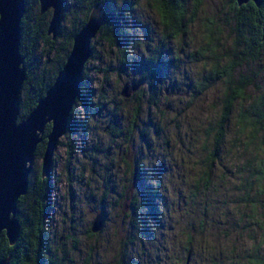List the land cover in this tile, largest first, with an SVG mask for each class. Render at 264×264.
Returning <instances> with one entry per match:
<instances>
[{
    "label": "clouds",
    "instance_id": "clouds-1",
    "mask_svg": "<svg viewBox=\"0 0 264 264\" xmlns=\"http://www.w3.org/2000/svg\"><path fill=\"white\" fill-rule=\"evenodd\" d=\"M44 3L27 0L19 67L33 52L48 79L59 73L54 85L106 4L120 29L103 22L88 39L69 113L79 127L57 134L49 120L36 130L26 191L8 216L18 236L21 215L33 222L42 186L45 264H264V14L255 0H66L56 48L43 34L26 49L23 18H56L55 3L46 11ZM242 8L250 35L239 30ZM69 40L75 47H62ZM161 60L171 64L163 79L135 70ZM42 98L25 79L17 125ZM25 255L33 256L27 242Z\"/></svg>",
    "mask_w": 264,
    "mask_h": 264
},
{
    "label": "water",
    "instance_id": "water-1",
    "mask_svg": "<svg viewBox=\"0 0 264 264\" xmlns=\"http://www.w3.org/2000/svg\"><path fill=\"white\" fill-rule=\"evenodd\" d=\"M65 2L66 0H45L44 3L45 11L50 3H55L57 7L56 18L53 24H49V34L54 38V32L59 34V22L63 18ZM239 2L243 5L246 0ZM261 2L262 0H255L258 6ZM26 10V0H0V12L3 13V21L0 22V229L9 227L11 232L0 231V236L5 233L12 245L17 243L16 238H20L19 225L18 221L9 220L8 216L9 212L16 210L18 194L26 191L28 169L25 168V163L32 159L33 150L40 139L36 136V130L43 131L49 120L56 121L57 134L69 127L71 107L75 98L81 95L82 64L84 59L91 55L88 39L104 22V18L93 19L92 24L77 38L75 54L67 69L61 73L58 82L55 85V82L53 83L54 86L46 92L43 96L45 98L37 104L38 108L31 116L17 125L20 90L23 81L27 79L26 65L23 70L19 67L25 60V57L19 54V48L22 39L20 21ZM52 139L54 142L55 136ZM0 264H9V261L0 260Z\"/></svg>",
    "mask_w": 264,
    "mask_h": 264
},
{
    "label": "trees",
    "instance_id": "trees-1",
    "mask_svg": "<svg viewBox=\"0 0 264 264\" xmlns=\"http://www.w3.org/2000/svg\"><path fill=\"white\" fill-rule=\"evenodd\" d=\"M27 2V0H26ZM264 2V0H262ZM244 5V4H243ZM257 5V4H256ZM126 7L128 5L126 4ZM251 6H249L250 9ZM67 9V4L65 2L64 11ZM105 9V16L104 22L115 24L116 25V34L119 35V19L120 17L115 16V14L109 9L108 5L106 4L104 6ZM249 9H241L240 15H239V30L241 31L242 35H250V32L252 30V20L248 17L246 14ZM257 12L264 14V5H257ZM122 17V14H121ZM23 28L25 30L24 35V45L26 49H33L32 40L35 38H38L39 35L47 34L49 36L51 45L53 49L56 48V45L58 43L57 38H54L51 34H49V24L50 22L47 21L45 18L44 20H38L34 16H25L23 18ZM258 24H264V17L258 19ZM23 29L21 28V35H22ZM60 34V33H59ZM58 34V35H59ZM102 33L101 39H106ZM252 43H255L252 41ZM74 40L65 41L63 46H67L69 48H73ZM34 51V49H33ZM39 57H34L33 52H29L28 55V61H27V86L31 88L34 84L35 86L41 90V95L44 96L46 92L48 91L49 86L53 85L55 82V79L58 76V72L55 73V75L48 79L46 72H41L40 70V62ZM57 59H61V55L58 52ZM63 61L66 63L68 56L67 54H64L62 57ZM168 65L164 64L163 60L160 61L159 65H154L151 62H145L143 64H138L135 67V70L138 72H144L148 71L150 75L153 78H157L159 75L164 72L165 68L168 69ZM123 70V69H122ZM90 95H94V92L90 93ZM82 99L85 100V104L87 105V99L86 97L81 96ZM38 102H33L32 107L35 108L37 106ZM71 121V124L69 127L71 129L75 125V121ZM79 126V125H78ZM51 130V126H50ZM73 130V129H72ZM142 180V177L137 175V183H140ZM45 191L43 187L36 191V196L38 199L35 201V209L33 210V222L30 223L28 219H26L23 215H21L20 220L21 223L24 225L22 229L23 235L19 238V243H16L12 245L6 236L5 233H3L0 236V256H2L5 252H16L18 254V259L16 261V264H45L42 256L40 258V252L43 250L44 255L46 258H48V251L46 244H42L41 238L44 236V233L42 231L43 226V214L46 209V201H45ZM29 199L28 195H24L21 197V203L24 204ZM146 199L151 202L152 197L146 196ZM28 243L32 249H33V256L31 259H29L25 255V243Z\"/></svg>",
    "mask_w": 264,
    "mask_h": 264
},
{
    "label": "rangeland",
    "instance_id": "rangeland-1",
    "mask_svg": "<svg viewBox=\"0 0 264 264\" xmlns=\"http://www.w3.org/2000/svg\"><path fill=\"white\" fill-rule=\"evenodd\" d=\"M51 35H52V34H51ZM52 36H53V35H52ZM170 66H171V64H168L167 67L169 68ZM167 70H168V69L165 68L164 72H162V74L159 75L156 79H163V77L167 74ZM137 72H138V71H137ZM77 127H79V126H78V124L75 123V125H74V127H73L72 129L75 130ZM152 199H153V198H152Z\"/></svg>",
    "mask_w": 264,
    "mask_h": 264
}]
</instances>
